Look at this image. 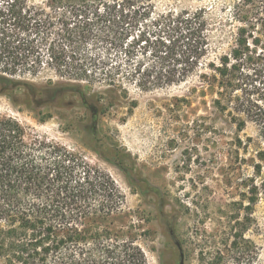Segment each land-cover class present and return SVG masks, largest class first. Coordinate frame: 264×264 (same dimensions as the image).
Returning <instances> with one entry per match:
<instances>
[{"label": "trees", "instance_id": "1", "mask_svg": "<svg viewBox=\"0 0 264 264\" xmlns=\"http://www.w3.org/2000/svg\"><path fill=\"white\" fill-rule=\"evenodd\" d=\"M234 9L240 23L234 45L207 62L204 7L156 15L151 0H0V94L40 114L57 88L28 77L45 65L62 77L103 85L109 97L124 81L153 90L198 76L216 88L220 112L229 111L239 130L247 122L233 112L244 113L264 140V0H238ZM57 23L62 33L54 37ZM72 23L95 48L85 60L71 62L63 47L73 41ZM71 86L89 106L96 94ZM258 157L264 161V151ZM254 167L264 172L261 163ZM249 193L254 205L257 186ZM139 235L109 172L48 137L28 139L17 118L0 113V264H149Z\"/></svg>", "mask_w": 264, "mask_h": 264}, {"label": "rangeland", "instance_id": "2", "mask_svg": "<svg viewBox=\"0 0 264 264\" xmlns=\"http://www.w3.org/2000/svg\"><path fill=\"white\" fill-rule=\"evenodd\" d=\"M237 1L151 0L156 15L206 8L211 30L207 62L234 45L240 25L234 18ZM74 24L73 41L63 46L71 62L95 51ZM61 27L56 24L54 37ZM28 78L57 88L40 114L1 94L0 113L17 118L28 139L48 137L113 176L149 264H180L181 252L184 264H264V172L257 174L254 167L261 163L264 168L258 157L264 140L244 113L233 112L247 122L239 130L229 111H219L216 88L198 76L153 90L124 81L123 89L109 97L107 87L62 77L48 65ZM71 84L81 85L88 96L96 94L89 106L78 88H66ZM18 95L24 96L23 89ZM92 107L98 111L95 121ZM253 185L258 188L254 205L249 201Z\"/></svg>", "mask_w": 264, "mask_h": 264}, {"label": "water", "instance_id": "3", "mask_svg": "<svg viewBox=\"0 0 264 264\" xmlns=\"http://www.w3.org/2000/svg\"><path fill=\"white\" fill-rule=\"evenodd\" d=\"M93 109H94L95 112L97 111L95 108H93ZM177 245L181 249V246H180V244L178 242H177ZM180 264H184V253L183 252H181V262H180Z\"/></svg>", "mask_w": 264, "mask_h": 264}]
</instances>
